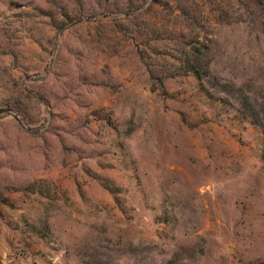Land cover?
Segmentation results:
<instances>
[{
    "label": "rangeland",
    "instance_id": "374dc122",
    "mask_svg": "<svg viewBox=\"0 0 264 264\" xmlns=\"http://www.w3.org/2000/svg\"><path fill=\"white\" fill-rule=\"evenodd\" d=\"M0 264H264V0H0Z\"/></svg>",
    "mask_w": 264,
    "mask_h": 264
}]
</instances>
